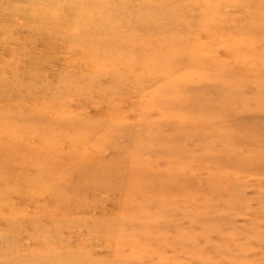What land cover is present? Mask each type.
I'll use <instances>...</instances> for the list:
<instances>
[{
	"label": "rangeland",
	"instance_id": "1",
	"mask_svg": "<svg viewBox=\"0 0 264 264\" xmlns=\"http://www.w3.org/2000/svg\"><path fill=\"white\" fill-rule=\"evenodd\" d=\"M0 264H264V0H0Z\"/></svg>",
	"mask_w": 264,
	"mask_h": 264
}]
</instances>
